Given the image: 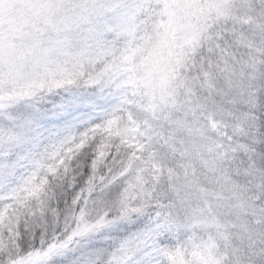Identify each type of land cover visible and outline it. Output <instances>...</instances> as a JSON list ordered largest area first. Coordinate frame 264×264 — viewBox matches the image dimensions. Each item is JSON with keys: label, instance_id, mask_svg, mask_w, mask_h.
<instances>
[{"label": "snow or ice", "instance_id": "snow-or-ice-1", "mask_svg": "<svg viewBox=\"0 0 264 264\" xmlns=\"http://www.w3.org/2000/svg\"><path fill=\"white\" fill-rule=\"evenodd\" d=\"M0 264H264V0H0Z\"/></svg>", "mask_w": 264, "mask_h": 264}]
</instances>
